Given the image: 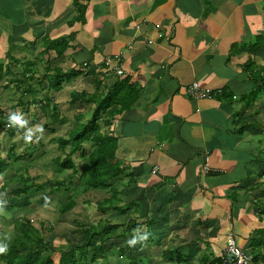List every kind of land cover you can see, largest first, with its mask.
Listing matches in <instances>:
<instances>
[{"label": "crops", "instance_id": "1", "mask_svg": "<svg viewBox=\"0 0 264 264\" xmlns=\"http://www.w3.org/2000/svg\"><path fill=\"white\" fill-rule=\"evenodd\" d=\"M55 1L0 0V104L8 105L0 107V119L2 124H12L18 136L15 121H24L19 117V105L29 107L27 98L33 105L47 98H32L19 81L22 60L32 55L28 45L39 44L52 19L64 14L70 17L73 11L72 0ZM83 4L82 14L85 11L91 22L104 25L105 32L118 40L123 28L134 24L138 29L126 33L127 39L119 44L127 55L124 70L129 105L111 121L113 132L106 137L109 148L118 150L113 164L116 173L127 178L121 176L118 182L143 181L145 187L159 178L180 192L194 173L203 170L207 159L212 170L224 172L229 179L232 187L226 179L228 193L235 194V187L241 189L253 216L264 220V48L255 40L264 35V0H84ZM257 4L261 12L254 10ZM224 6L229 12L222 18ZM231 23L238 31L230 33ZM242 34V40L230 41ZM239 41L243 54L229 57L230 47ZM36 63L47 64L40 58L33 65ZM140 63L153 68L166 64V68L146 73ZM166 80L171 83H163ZM217 80L227 88L222 97L198 100L187 92L193 82L213 89ZM34 109L45 114L42 107ZM36 125L31 122L26 131H33ZM57 129L64 131L43 130ZM139 136L159 137L155 145L160 149L138 142ZM106 171L104 168L102 175ZM250 200L255 204L247 202ZM135 225L142 223L136 221ZM117 241L110 240L107 246L114 248ZM188 253L195 261L200 259L199 249L191 247ZM5 258L6 252L0 254V264H5ZM107 260L117 263L114 256Z\"/></svg>", "mask_w": 264, "mask_h": 264}, {"label": "rangeland", "instance_id": "2", "mask_svg": "<svg viewBox=\"0 0 264 264\" xmlns=\"http://www.w3.org/2000/svg\"><path fill=\"white\" fill-rule=\"evenodd\" d=\"M42 3V0H41ZM39 2V5H41ZM55 3H61L59 0H56ZM81 3H73L74 8H79L82 12L84 5H80ZM224 6L222 13L220 14L222 18L226 17L229 12V8ZM227 9V10H226ZM62 10V9H61ZM256 11L261 12L260 5L257 4L254 8ZM60 9H56V13H58ZM227 11V12H226ZM76 20L80 21V18H76ZM75 20H70V22H74ZM230 33L238 31V26L234 24H229ZM88 31L84 33V35L79 38L76 42L71 43H63L65 45V49H62V45L54 46V49L59 51L58 55L53 54L51 50H47L48 56L44 55V50L39 46L35 51V56L40 58L42 62H46L45 66L35 64L30 66H24L23 69H32L33 75L30 82H23V91L27 92L32 98L43 99L47 98L43 103H36L33 105V101L27 98V102L31 105L24 106L19 105V117L24 121L23 123H19V136L18 131L15 132L13 136H8L6 138L4 136L0 138V161H4L5 163L11 165L7 166V169L0 173V185L3 179H10L14 174L19 176V173L22 174V177H28L33 181V186L30 188L28 196L26 198H19V205H23L24 208H14L10 204L7 203V198L10 195L11 190H13V186L10 187V190L6 193H0V224L5 232V234H9L14 229V225L19 222L29 221L31 225L35 228H40L39 221L44 220L49 225H51V230L43 231V240L44 242H51L54 244L65 242L70 243L74 237L80 235L81 230L85 227H88L92 224L97 225V228L102 229L104 226H113L118 227L123 233L126 234L125 226L129 221L132 220V212L136 207L130 205L128 202L133 200L135 196L126 192L123 188L119 187L118 177L112 171V169L107 168V171L102 175L104 169L101 172L93 168L88 171L80 181L82 172L79 169L80 160L77 164L73 166V172L77 174V178H72L71 180H67L65 185L58 189L59 185L53 184L51 187L47 183V179L51 181L56 180H64L66 178L67 172H63L62 169L54 170L49 165V157L53 155L52 149L48 154V160L39 158L37 155L32 154L29 149V141L28 137H33V143L36 145H40L38 143V138L41 140L42 144L46 146V148L54 147V144H49L48 140L54 136H59L61 131H55L52 133L51 131H44L45 127L48 125L57 124L56 127L53 126L51 128H63L66 126H70L72 123H76V119L74 116H69L68 111H72V108L69 106L68 96L65 98H57L55 92H52L47 87L48 77L47 74H50L55 70L56 67H62L64 71L70 72L71 70L78 71L83 75L87 74L88 71L92 68V66L99 65L98 59L104 58L108 54V48L118 49L120 43H124L127 39L126 33L131 30H137L136 25L132 24L126 28H123L121 31L123 35L120 40L111 39L109 35L104 30V25H97L95 22H92L87 26ZM246 34V33H245ZM242 35L233 36L230 41L242 40ZM263 34H259L255 40L261 41V37ZM55 45V44H54ZM23 50L19 47V52ZM243 54L241 41L232 45L229 49V57H235ZM3 58V57H0ZM29 59H33V57H29ZM34 60V59H33ZM94 60V61H92ZM89 67L82 66V64H88ZM146 71V73L164 71L166 68V64L162 67L153 68L150 65L145 63H140ZM19 78L23 73L22 67H19ZM47 69L48 71H46ZM82 74H79L77 78L73 80L75 82H80L83 77ZM262 79H264V71L261 74ZM30 85V86H29ZM64 88L67 91H70L72 88L70 86L64 85ZM190 91L199 96L198 100L204 99V97L208 96L209 98L213 95L214 97H222L226 92V86L220 81L217 80L215 87L212 89L211 87L200 85L196 82H193L189 85ZM212 91V92H211ZM19 93H22V90L19 89ZM264 93V91H263ZM20 99V97H19ZM22 101V100H21ZM23 102V101H22ZM8 105L0 104V107L6 108ZM34 107H42L44 109V113L37 111ZM59 109L61 111H59ZM264 109V104H263ZM248 111V109H246ZM252 119L256 118V114L251 112ZM59 117L65 118L61 119L60 122H57L54 118ZM114 118V117H113ZM31 122H36L37 125L33 129V131H26ZM92 125L97 127V122H92ZM151 126H155L154 122H151ZM109 131H113V128L110 127ZM133 131H137L135 128ZM160 131H164V129H160ZM1 134V133H0ZM138 142H146V145L154 146L156 149H160V146L155 145L159 143V137H156L154 140L147 136H139L137 139ZM15 143V154L18 155L17 160H11L8 156V148L12 147V143ZM2 143H5L4 145ZM26 149L27 153L22 154L23 149ZM118 150L111 153L110 157L113 160V164L115 163V156ZM177 154L176 156H178ZM104 167V168H105ZM19 168L20 171L17 169ZM115 171V167H112ZM249 168V167H248ZM162 170L165 171V168L162 166ZM254 170H261V167H252ZM85 170V169H84ZM119 175V174H117ZM103 177L107 180V182H100L98 184H107L108 188H106L107 193L104 194L102 191H95L97 188L90 184V182ZM124 179L127 178L124 175H121ZM198 182L196 177H192L187 180V182L183 185L182 192H179L175 195L177 199L176 204H180V206H175L171 211V217L166 219L164 223L161 224V227L165 225H173L176 226L182 222H188L191 218L194 217L195 212L192 210L197 206L198 199L195 197L194 193H200V188H197L196 183ZM141 187H143L144 182H139ZM205 188L214 192L219 187L217 182L213 179V174L210 173L208 179H204ZM19 187V185H17ZM176 193V191H173ZM112 196L115 201L113 203L105 202L104 200L109 196ZM142 196V194L140 195ZM169 198L168 195L162 194L157 197V206L151 203L150 208L153 212H156L157 207L163 209L160 211V219L168 215V206L163 205V203ZM208 199L212 198V194L207 195ZM233 202V207H229V220L235 225L237 219H251V213L249 211V206L246 204H242L243 202L233 196L230 199V204ZM248 203L255 204V200L247 201ZM148 203L145 202V207H143L144 211L137 215V222L142 223L140 218L141 215L146 214V208ZM68 206V207H67ZM76 206V207H75ZM72 207H75L73 210ZM120 212H119V211ZM73 212V215H72ZM239 213V215H238ZM213 222H206L202 226H197L195 228H190L192 230L185 231L183 234V239L173 240L171 243L167 237V235L159 230L157 227H154L153 232L156 236V239L161 241L163 244V250L167 249V246L170 244L175 245V250H177L180 246L183 248H179V252L182 255L181 261L185 262V258L188 260H194V257H190L188 250L191 247L195 249H200L202 251H208V246L212 251L216 250V246L220 243L224 238L221 235L218 236L220 241H214L212 239H203L207 237V225L212 224ZM221 219L217 220L214 225L208 228L209 235L213 237L215 234L213 233V229L217 230L221 227ZM259 228L264 229V222L259 223ZM197 231H200L198 234ZM151 229H149V234H151ZM180 234V232H178ZM202 240V241H201ZM201 241V242H200ZM257 242H254L252 246L256 245ZM30 249H34V246H29L27 251ZM245 251H250V248H244ZM253 255L261 260H264V249L260 248H252ZM259 251V252H258ZM138 257H141L139 260L133 261L132 255L130 258L123 257L121 261L123 264H184L179 262V258L176 253H172V257L170 260H164L163 256L156 253L151 247L143 246L138 250ZM203 255L200 256V258ZM187 264H202V261L196 262H188Z\"/></svg>", "mask_w": 264, "mask_h": 264}, {"label": "trees", "instance_id": "3", "mask_svg": "<svg viewBox=\"0 0 264 264\" xmlns=\"http://www.w3.org/2000/svg\"><path fill=\"white\" fill-rule=\"evenodd\" d=\"M74 2L84 5V0H72L71 6L73 11L70 17L64 14L61 18L55 17L52 19L48 28V33H44L39 44L34 43L33 45H28V48L31 49L32 55L27 56L24 60H22V63L24 64L21 66L22 69L24 66L33 65V63L38 59V57L35 56V51L39 46H41L45 52L48 49H52L51 52L58 55L59 51L54 49V46L62 45V49H65V45L63 43L76 42L84 35V33L88 31L87 26L93 21H90L89 16L85 11L82 14L79 8H74ZM65 6H67V4ZM61 9V11H63L64 7ZM76 18H80V21L76 20ZM70 20L75 21L70 22ZM106 33L111 37V39L118 40V38L113 36L110 32ZM261 43H263L264 48V39H261ZM107 50L109 51L108 54L104 56V58L98 59L99 65L92 66V68L85 75L74 70L66 72L62 67H56L53 72L47 74V87L50 91L55 92L56 94V98L53 99L57 100V98H65V96H68L69 106L72 108L69 116H74L76 119V123L66 126L64 131H61L59 136H54L48 140L49 144H54L53 148H46L39 138L37 140L38 143L42 145L41 147L33 143V137L30 136L27 138L29 141L28 147L32 154L37 155L39 158L48 160V154L52 149L53 155L49 157V165L54 170L62 169L63 172H67L65 173L66 178L62 181L59 179L56 181L47 179V183L51 187L55 184L59 185L58 189H61L67 180H71L72 178L78 179L77 174H75L72 170L74 164H77L78 166L79 160V169L83 171L80 181H82L86 173L93 168L102 170L105 166H107V168L112 169V171L116 174V170L114 171L112 168L113 160L110 157L111 153L114 151L109 148V141H106V137L113 132L109 131L111 121L117 119L120 113L129 105V100L126 95L128 90L125 82L126 73L124 70L125 57H127V55H125L123 45L119 46L118 49L108 48ZM29 57H33L34 60L29 59ZM82 66L89 67V63L82 64ZM23 70L25 71L21 74L19 81L21 83H28L32 79L31 76L33 75V70ZM79 74L83 75V77H81L82 80L80 82H77V80L73 82ZM117 82H119L120 85ZM163 83H171V81L166 80L163 81ZM64 85L70 86L72 89L67 91V89L64 88ZM188 94L195 99L191 93ZM204 99H206V97H204ZM54 119L57 122H60L61 119L65 118L60 119L59 117H55ZM93 119L96 121H93ZM92 121L94 123L97 122V127L92 125ZM11 125L12 124H9L4 129V133L7 137L13 136L16 132L13 131V127ZM56 125L57 124L48 125L47 128L51 129V127H56ZM51 132L54 133L55 131ZM7 151L8 156L11 159H18V155L15 154L14 142L12 143V147L8 148ZM26 153L27 151L24 147L22 153L19 155ZM7 165L8 164L4 161H0V173L6 170ZM17 169L20 171L19 168ZM215 173L217 174V179L221 178V181L226 179L224 172L218 170ZM116 177H118L119 180L121 175L116 174ZM142 178L150 183H154V181L149 178V175H143ZM99 181L107 182V180L102 176ZM120 184L121 188L135 196L134 199L128 203L137 209H134V212H132V220L129 221L127 225L133 224L137 221V215L144 211L143 207H145V202H147L148 205L146 208V214L145 216L141 215L140 218L143 222L157 227L161 221L159 217L160 211L163 209L157 208L156 212H153L150 208L149 198L156 193L158 187L148 185L144 187V190H142L143 187H141V185L137 187L135 184L130 182H122ZM17 185H19V187H17ZM12 186L14 188L11 190L9 197L7 198V203L14 208L22 209L24 206L19 205V198H26L28 196L29 190L33 186V181L28 177L23 178L22 174L19 173V176L14 175L10 179L2 180L0 193H6ZM196 186L200 189H206L205 186L200 185L199 182L196 183ZM247 186L252 189L251 185ZM106 188H108L106 183L101 184L97 186L95 191H102V193L106 194ZM141 194L142 196H140ZM107 198L109 201H115V199L110 196V193ZM107 198L104 200L105 202L107 201ZM176 206H180V204H176ZM75 207H72V209L74 210ZM225 214V211H221L220 217H223ZM39 224V229L33 227L29 221L19 222L14 225L15 232L12 236L17 237L9 243V251L11 255L16 258L19 255V259L22 260L31 257L32 263L30 264H45V259L43 260V257L46 251L50 247L59 246V243L54 244L51 242H44L42 237L43 231L45 229L51 230V225L44 220L39 221ZM114 228L115 227L109 225L104 226L102 229L93 228L90 230V234L86 238H81L80 235L74 237L73 240L68 243L67 248L59 250L61 256L55 255L57 264H113V262L107 260L108 256L116 257L118 253L121 255L131 256L135 253V246H143L145 243L153 241L152 233L149 234V227L147 232L144 233L141 230V226L135 225L130 229V235L133 237L132 246L124 245L120 243V239L123 237V232L118 227L115 228L119 229L118 232L110 231ZM107 234H111L113 238H117L118 241L116 246L114 245V248H109L106 245V243L109 242ZM29 246H34V249L27 251ZM159 247L160 245H157L156 249ZM162 251V256L164 258L162 261L170 260L172 253H176L180 259L179 262L183 263V261H181L183 257L179 252V248L175 250V247L171 244L166 250ZM205 263L216 264L208 261V259ZM51 264L56 263L54 262Z\"/></svg>", "mask_w": 264, "mask_h": 264}, {"label": "clouds", "instance_id": "4", "mask_svg": "<svg viewBox=\"0 0 264 264\" xmlns=\"http://www.w3.org/2000/svg\"><path fill=\"white\" fill-rule=\"evenodd\" d=\"M187 92L191 93V95L194 96L195 99L200 98L199 96L193 94L189 88ZM211 97H214V96L212 95ZM208 98L209 97L206 96V99ZM234 99H237V97H234ZM15 122L20 123L19 120H16ZM3 124L0 119V133H1L0 138L4 136L3 135L5 134L4 129L7 127L6 122H4ZM5 136L7 138L6 134ZM2 144L4 145L5 143H2ZM11 164L12 163H9L8 165H11ZM216 171L218 170H215V171L212 170V168L208 164V160L206 159V163H205L203 170L201 172H196L193 174L192 177H196L199 184L205 186L204 179H208V176L210 175V173H212L213 179L215 182H217L219 187L214 192H210L207 189H201L200 193H194L195 197H197L198 199L197 206L192 210L193 212H195L194 217L191 218L188 222H182L176 226L167 224L164 227H161V224L164 223L166 219H169L171 217V211L176 206V201H177V199L175 198V195L178 194L179 192L174 193L173 192L174 188L171 185H169L167 181H165L164 179L160 180L159 178H157L155 183L152 185L153 187L157 186L158 188H157L156 193L152 197L149 198L150 199L149 204L151 205V203H153L157 206V197L159 195L165 194L169 196V198L163 203V205L168 206V209H167L168 215L161 218V221L157 225V228L163 232L167 231L166 235L171 243L174 239L175 240L183 239V234L185 231L192 230L193 228L200 226V225L202 226L206 222H213L212 224L207 225L208 235L207 237L203 239H207V240L212 239L214 241H220L218 239L219 235H221V237L224 239L220 243H218V246H216L215 251H212L209 248V245L207 244L208 242H206V245L208 246V251L201 252V250L199 249L198 256L200 258V256L203 255V257H201L196 262H199L201 260L202 264H207L205 262L208 259V261L214 262L216 264H264V260L256 258L253 255V251H252V248L257 249L261 247L262 249H264V229L259 228V223L264 222V220H262L261 217L253 216V209L248 204L243 202V192L241 189L238 190V188L235 187L236 189L235 194L228 193L227 181L230 183L229 179L226 178L227 181L226 179L224 181H221V178L217 179V174L215 173ZM130 183L135 184L137 187H139L140 185L139 182L131 181ZM90 184L96 187L99 185L97 179L90 182ZM120 185L121 184L119 183V187H121ZM231 187H232V184H231ZM142 190H144V187ZM182 191L183 189L180 192ZM208 194H212L211 199L207 198ZM233 196H236L237 199L242 201L243 202L242 204H246L249 206V211L251 213V219H241V220L237 219L235 225H233L230 222L229 207L230 208L233 207V202H231L230 204V199ZM106 202L113 203L112 201H109L108 198ZM221 211L226 212V214L223 217H220ZM219 219H221V222H222L221 227H219L217 230L213 229L212 231L215 235L211 237L209 235V231L211 230L208 231V228L214 225L215 222ZM134 226H135V222L133 224L125 226L126 234L122 233L123 237L120 239V243L123 244V242L125 243L127 242L126 245L133 244V237H131L130 235V229ZM148 227L151 229V232L153 235V241L150 243H145L143 246L151 247L156 253L162 256L163 244L161 241L156 239V236L153 232V229L155 226L142 221L141 230L144 233L147 232ZM93 228H97V225L92 224L88 227L83 228L80 233L81 238L83 237L86 238L90 234V230H92ZM14 232H15V229L12 230L11 235L5 236V234H3L5 233L4 230L0 228V234H1L0 235V254L6 252L5 264H19V263L30 264L32 263L31 257L22 260V259H19V255L17 256V258L11 255L9 251V243H11L12 240L17 237V236L15 237L12 236ZM178 232H180V234ZM107 238L110 241L113 238V236L111 234H107ZM254 242H257V244L252 246ZM157 245H160L158 249H156ZM67 247H68V243L59 244V246H55V247H50L46 251L43 257V260L45 259V264H51L54 262L57 264L55 255L61 256V253L59 252V250L63 248H67ZM141 247L142 246L134 247L135 253L132 255L133 261L139 260L141 258V257H138V254H139L138 250ZM247 247L250 248V251L244 250V248H247ZM179 248H183V246H180ZM263 256H264V253H263ZM123 257H124L123 255L118 253L117 256L114 258L117 260L118 264H123V261H121ZM126 257L130 258L131 256H126ZM185 259L187 260V257ZM149 264L151 263L149 262Z\"/></svg>", "mask_w": 264, "mask_h": 264}, {"label": "bare ground", "instance_id": "5", "mask_svg": "<svg viewBox=\"0 0 264 264\" xmlns=\"http://www.w3.org/2000/svg\"><path fill=\"white\" fill-rule=\"evenodd\" d=\"M72 215H73V212H72ZM116 228V227H115ZM112 229V230H110V231H114V232H118L119 231V229ZM111 240H114V241H117V239H115V238H112ZM59 244H65V242H60ZM127 244V242L124 244V245H126ZM77 247H79V246H77ZM114 254H116V253H114ZM124 257H126V256H128V255H123Z\"/></svg>", "mask_w": 264, "mask_h": 264}, {"label": "flooded vegetation", "instance_id": "6", "mask_svg": "<svg viewBox=\"0 0 264 264\" xmlns=\"http://www.w3.org/2000/svg\"><path fill=\"white\" fill-rule=\"evenodd\" d=\"M0 228L3 229L1 225H0ZM3 234H5V233H3ZM0 235H1V234H0ZM9 235H11V233H9V234H5V236H9Z\"/></svg>", "mask_w": 264, "mask_h": 264}]
</instances>
